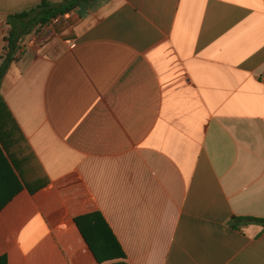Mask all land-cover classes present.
Segmentation results:
<instances>
[{
	"label": "crops",
	"instance_id": "0c3cea01",
	"mask_svg": "<svg viewBox=\"0 0 264 264\" xmlns=\"http://www.w3.org/2000/svg\"><path fill=\"white\" fill-rule=\"evenodd\" d=\"M42 1L0 0L7 33ZM44 30L1 82L0 259L264 264L262 227H233L264 219V0H97ZM69 175L125 258L97 261Z\"/></svg>",
	"mask_w": 264,
	"mask_h": 264
},
{
	"label": "trees",
	"instance_id": "16d2710c",
	"mask_svg": "<svg viewBox=\"0 0 264 264\" xmlns=\"http://www.w3.org/2000/svg\"><path fill=\"white\" fill-rule=\"evenodd\" d=\"M96 1L97 0H64L61 3H53L44 0L35 7L9 15L7 18L9 31L4 37L6 43L5 57L0 65V88L2 80L17 58L18 50L21 49V41L23 39L33 34L40 33L58 17L75 11L82 5L92 4ZM55 188L65 204L70 219L73 220L74 225L82 234L97 261L102 263L105 260H112L113 258H125L121 248L114 239H110V242H106L105 238L102 241H97L90 236L91 231H95V229H98L101 225L107 228V224L95 207L81 179L77 175H69L58 181L55 184ZM239 223H241V225H239ZM245 223L259 224L264 234V219H235L233 227L238 229ZM115 247L120 250V253L119 255L113 256ZM100 253L105 255L101 259L99 256ZM0 264H7V262L2 258L0 259Z\"/></svg>",
	"mask_w": 264,
	"mask_h": 264
},
{
	"label": "rangeland",
	"instance_id": "374dc122",
	"mask_svg": "<svg viewBox=\"0 0 264 264\" xmlns=\"http://www.w3.org/2000/svg\"><path fill=\"white\" fill-rule=\"evenodd\" d=\"M30 8V7H29ZM28 7H26L25 10H27ZM45 31V30H44ZM44 31H41L40 33L38 34H33L32 36H30L28 39L29 40H33L34 38H36L35 42L37 43L38 40H39V37ZM7 33V28L5 27V25L1 24L0 23V65L2 64L3 60H4V57H5V47H6V43L4 42V35ZM45 34V32H44ZM35 43V44H36ZM22 46H24V43L21 44ZM21 46V47H22ZM20 54L18 55L17 54V57H19ZM17 59V58H16Z\"/></svg>",
	"mask_w": 264,
	"mask_h": 264
},
{
	"label": "built area",
	"instance_id": "2783aa9c",
	"mask_svg": "<svg viewBox=\"0 0 264 264\" xmlns=\"http://www.w3.org/2000/svg\"><path fill=\"white\" fill-rule=\"evenodd\" d=\"M62 19H63V16L58 17L57 19H55V20L53 21L52 25H55V24H59V23H61Z\"/></svg>",
	"mask_w": 264,
	"mask_h": 264
}]
</instances>
